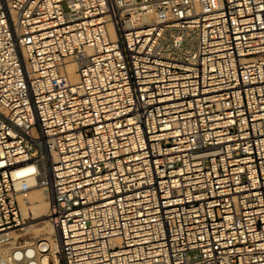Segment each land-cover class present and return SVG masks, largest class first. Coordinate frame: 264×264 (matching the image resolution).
<instances>
[{
	"label": "built area",
	"instance_id": "obj_1",
	"mask_svg": "<svg viewBox=\"0 0 264 264\" xmlns=\"http://www.w3.org/2000/svg\"><path fill=\"white\" fill-rule=\"evenodd\" d=\"M0 264H264V0H0Z\"/></svg>",
	"mask_w": 264,
	"mask_h": 264
},
{
	"label": "bare ground",
	"instance_id": "obj_2",
	"mask_svg": "<svg viewBox=\"0 0 264 264\" xmlns=\"http://www.w3.org/2000/svg\"><path fill=\"white\" fill-rule=\"evenodd\" d=\"M70 75L72 82H77L74 66H71L70 68ZM19 187L26 190L25 199H22L23 201L21 203L22 217L25 220H30V222L45 220L49 201L45 190L40 188L39 181L34 178L23 180L20 182ZM27 230L32 238L50 232L45 221L40 222V224L35 226H28Z\"/></svg>",
	"mask_w": 264,
	"mask_h": 264
},
{
	"label": "rangeland",
	"instance_id": "obj_3",
	"mask_svg": "<svg viewBox=\"0 0 264 264\" xmlns=\"http://www.w3.org/2000/svg\"><path fill=\"white\" fill-rule=\"evenodd\" d=\"M45 221V220H43ZM43 221H38V222H30V220H28V226H35L37 224H40V222H43ZM32 237V236H31Z\"/></svg>",
	"mask_w": 264,
	"mask_h": 264
}]
</instances>
